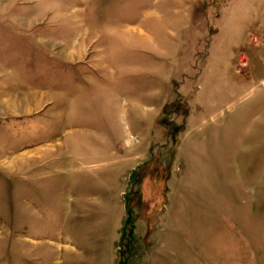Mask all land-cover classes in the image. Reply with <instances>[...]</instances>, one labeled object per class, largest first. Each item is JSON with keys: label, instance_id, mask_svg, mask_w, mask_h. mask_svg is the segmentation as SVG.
I'll list each match as a JSON object with an SVG mask.
<instances>
[{"label": "rangeland", "instance_id": "374dc122", "mask_svg": "<svg viewBox=\"0 0 264 264\" xmlns=\"http://www.w3.org/2000/svg\"><path fill=\"white\" fill-rule=\"evenodd\" d=\"M0 68V264H264V0H0Z\"/></svg>", "mask_w": 264, "mask_h": 264}, {"label": "crops", "instance_id": "0c3cea01", "mask_svg": "<svg viewBox=\"0 0 264 264\" xmlns=\"http://www.w3.org/2000/svg\"><path fill=\"white\" fill-rule=\"evenodd\" d=\"M0 70H1V68H0ZM13 76H14V75H13ZM8 79H9V78H8ZM12 79H14V77H12ZM16 92H17V93H21L18 89L16 90ZM20 96H23L22 98L25 99L26 94H25V93H21ZM21 100H22V102H24L23 99H21ZM20 102H21V101H20ZM20 105H21V104H20ZM18 107H19V105H18Z\"/></svg>", "mask_w": 264, "mask_h": 264}]
</instances>
